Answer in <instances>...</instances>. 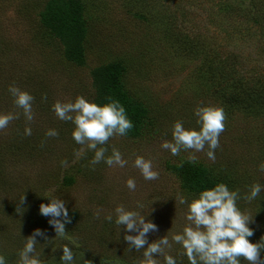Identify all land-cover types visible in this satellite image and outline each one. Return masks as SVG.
Masks as SVG:
<instances>
[{
    "label": "rangeland",
    "instance_id": "1",
    "mask_svg": "<svg viewBox=\"0 0 264 264\" xmlns=\"http://www.w3.org/2000/svg\"><path fill=\"white\" fill-rule=\"evenodd\" d=\"M46 1L0 0V113L21 112L8 92L10 85L34 98L30 123L21 114L0 130V255L6 264H17L24 237L37 228L49 239L36 237L35 245L37 253L42 249L46 264H60V244L73 249L75 264H139L143 249L129 250L123 226L119 230L114 223L113 210L122 204L155 223L157 231L148 234L149 242L167 231H180L188 223L187 204L176 198L183 195L190 202L198 195L184 188L168 166L182 159L231 176L228 188L241 195L237 206L253 216L250 242L264 236V192L251 202L242 198L251 184H264V172L258 169L264 162V105L248 100L249 93L255 96L264 89V16L243 13L246 6L256 4L264 15V0H83L92 23L82 64L68 59L60 39L42 24ZM223 2L235 9L228 10ZM176 23L179 29L172 27ZM185 33L191 36V48L177 49L174 42ZM172 34H178V41ZM119 60L128 70V89L152 111V127L139 138L114 135L103 145L108 149L105 155L112 147L122 153L127 160L123 168L108 167L103 161L90 165L94 153L86 144L74 142V125L59 120L51 106L74 101L78 95L94 102L93 69ZM224 67L239 77L245 89L241 94L247 92L238 101L228 98L232 89L225 85ZM197 106L224 111L215 161L206 156L207 146L204 151L182 150L175 156L160 147L171 141L175 121L198 129L193 115ZM26 126L32 130L29 136L24 135ZM48 129L58 135L46 137ZM136 156L152 161L159 174L156 180L142 178L133 166ZM130 177L136 182L134 191L125 186ZM46 197H58L70 213L77 214L65 231L78 248L66 240H52L55 233L49 218L38 211L41 203H48ZM109 214L113 222L104 219ZM165 251L176 264H189L179 244ZM156 258L164 264L163 256ZM240 264L247 261L241 258Z\"/></svg>",
    "mask_w": 264,
    "mask_h": 264
},
{
    "label": "clouds",
    "instance_id": "2",
    "mask_svg": "<svg viewBox=\"0 0 264 264\" xmlns=\"http://www.w3.org/2000/svg\"><path fill=\"white\" fill-rule=\"evenodd\" d=\"M8 92L13 97L14 105L21 112L0 113V130L6 128L10 121L18 119L22 114L25 121L33 120L32 102L33 96L27 91L10 85ZM52 111L61 121H71L74 125L71 136L78 145H85L94 154L89 161L90 165H96L101 161L108 167L123 168L127 160L115 147L111 148V154L105 155L103 147L109 138L125 135L133 127L127 117L123 105L117 100H110L104 104H97L87 100L83 96H76L74 101H56L52 104ZM193 115L197 118V128H185L181 121H175L171 129V141L161 143L162 149L168 150L171 155H178L182 150H194L200 152L207 146L206 156L215 161L214 151L219 147V136L224 130L225 115L223 108L214 106H197ZM31 128H24V135H31ZM55 129H48L46 137H56ZM101 145V147H97ZM194 159V157H190ZM133 166L137 168L146 181L156 180L158 172L154 170L152 161L142 156H136ZM258 169L264 172V162L258 165ZM125 186L130 191L136 188L133 178L125 181ZM261 192H264V184L255 182L248 187L243 199L247 202L254 201ZM47 198V197H46ZM24 196L20 199L23 202ZM241 199L238 190H230L224 183H218L211 188H206L198 193L197 197L189 202L185 196L178 195L179 204H187L184 220L188 223L178 232H166L165 235L148 241V234L157 231V226L145 215L134 210H128L124 205L118 204L114 208V223L121 229L123 226V240L129 246V250L142 251V259L139 264H158V256H163L164 264H176V259L165 250H171L173 244H179L184 250L189 264H240L241 258L247 264H264L261 252L264 251V236L257 242H250L253 230L249 227L252 217L242 212L237 206ZM48 203L39 205V214L48 217V224L53 228L55 236L52 240H66L74 248L78 245L67 236L65 225L70 223L69 210L65 201L58 197L47 198ZM137 207H141L138 203ZM149 214V213H148ZM147 214V215H148ZM104 219L113 222L111 214ZM129 233H135L131 235ZM36 237H43L49 242L48 237L39 228L34 229L28 237H24V245L18 252L17 264H46L36 252ZM145 245H147L145 247ZM53 244L52 251H56ZM62 254L59 257L60 264H75L73 249L68 244H60ZM0 264H6L5 257L0 255ZM90 264V262H89Z\"/></svg>",
    "mask_w": 264,
    "mask_h": 264
},
{
    "label": "trees",
    "instance_id": "3",
    "mask_svg": "<svg viewBox=\"0 0 264 264\" xmlns=\"http://www.w3.org/2000/svg\"><path fill=\"white\" fill-rule=\"evenodd\" d=\"M221 4L226 5L230 11L235 9L231 3L223 2ZM44 5L41 11L42 24L60 39L68 59L79 64L84 63L86 50L84 41L92 23V17L87 12V3L83 0H47ZM244 9L243 13L246 16L248 14L255 18L264 16L262 6L255 4L254 7L253 5L251 7L246 6ZM172 27L179 29L177 23L173 24ZM167 30L170 28L167 27ZM177 35L172 34L173 38H176ZM183 35L179 41L176 38L178 41L174 42L178 44L176 48L178 49L179 46L180 48H191V36L187 33ZM222 73H226L228 76H226L225 85L232 89L228 97L229 100L238 101V97H244V94H247V92L241 94L245 89L234 70L224 67ZM92 75L95 88L94 102L104 104L110 100L119 101L133 124V127L125 135L133 138L143 136L152 127V111L140 97L135 96L133 91L128 89L126 65L121 60L102 63L93 69ZM248 95V100L253 99L258 104L260 102L264 105V89H260V93L255 96L250 93ZM168 166L171 171L179 176L184 188L197 194L218 183H224L227 187L232 183V177L227 176L225 172L217 175L209 166L200 162L182 159ZM69 216L70 222H73L77 214L69 212Z\"/></svg>",
    "mask_w": 264,
    "mask_h": 264
}]
</instances>
